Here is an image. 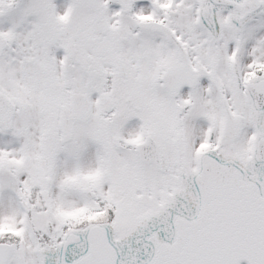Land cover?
Returning a JSON list of instances; mask_svg holds the SVG:
<instances>
[{
    "label": "snow or ice",
    "instance_id": "6c2138e0",
    "mask_svg": "<svg viewBox=\"0 0 264 264\" xmlns=\"http://www.w3.org/2000/svg\"><path fill=\"white\" fill-rule=\"evenodd\" d=\"M0 264H264V0H0Z\"/></svg>",
    "mask_w": 264,
    "mask_h": 264
}]
</instances>
